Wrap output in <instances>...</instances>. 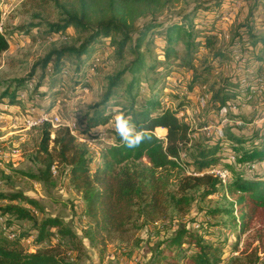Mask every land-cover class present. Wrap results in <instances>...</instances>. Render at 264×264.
<instances>
[{"label":"trees","instance_id":"trees-1","mask_svg":"<svg viewBox=\"0 0 264 264\" xmlns=\"http://www.w3.org/2000/svg\"><path fill=\"white\" fill-rule=\"evenodd\" d=\"M32 1L36 7H46L50 0ZM52 1L61 8L64 16L58 22L49 24L47 37L61 35L71 37L67 33L69 27L85 33V37L78 45L62 44L52 48L41 59L44 75L38 80L31 102L37 103L39 98L48 97V91L54 89L59 79L63 77V72H69L67 66L70 62L73 65L72 76H75L73 79L77 81L79 89H84L102 62V59H99L101 52L114 50L118 59H123L127 49L132 54V58L122 69L107 77L108 83L102 98L91 106L92 111L86 116L85 125L77 128L78 135L96 134L95 129L111 122L114 113L109 109L113 105H120L118 109L123 110V114L106 128L113 136L114 144L106 146L105 152L97 157L84 144L77 142L76 137L66 127H59L54 138L50 137V129L45 128L41 140L42 149L46 153L44 176H50L55 158L69 167V180L81 193L84 201L83 212L91 221L94 233L112 230L124 233L131 229L135 199L141 194L149 196L148 205L154 208L159 204L160 192L157 184L153 182L154 174L149 170L145 172L143 169L131 168L123 163L129 159L138 160L145 157L152 169L181 165L180 154L191 140L190 123L180 118L181 108L186 106L187 100L175 109L160 105L158 94L167 89L169 83L167 79H170L168 76L162 80L160 86L152 88L151 98L141 103L138 108H134L133 101L140 88V78L146 65L141 46L147 37L148 43L154 40L161 41L163 60L169 61L178 58V45L183 44L185 52L180 57V65L195 72L187 89L192 90L199 84L200 79L194 65L193 56L196 48L199 45L203 47L211 45L215 34L213 27L223 5H229L236 0L198 2L184 14L166 17H158L157 14L164 12L168 6L176 4L179 0ZM243 1L250 2L248 11L244 22L240 23L233 35L231 46L245 42L256 47V50L247 52V56H244L245 64L242 63V67L252 68V74L248 75V78L228 79L213 93L207 90L206 99L211 101L210 104L214 105L217 111L228 102L234 101L240 105L241 102L247 101L249 95L258 90L259 79L264 82L262 73L264 0ZM259 13L262 14V19L256 20ZM197 23L200 26H196ZM255 25H259L263 30L257 33ZM115 34H118V37ZM6 47L7 40L0 32V49ZM231 51L219 53L222 64L228 60L229 55V59L233 57L234 53ZM50 62H53L54 66L51 72H47L46 68ZM96 62L98 65L93 68ZM154 66L151 64L149 68L153 69ZM126 73H129L130 80L124 89L132 99L128 105L113 99L123 90ZM170 81L176 82L175 79ZM16 82L14 90L8 92L5 89L2 92V96L9 97L8 104L16 103L25 77ZM41 85L48 88L43 92L40 90ZM260 98L264 102V95ZM155 131L166 133L162 138L156 135ZM50 142L52 147L48 150ZM249 143L250 141L243 136L224 132L217 139L198 145L192 160L196 175L181 183V189L202 186V196L207 197L215 193L219 186L227 188L234 197L231 205L228 208H212L207 213L211 216L228 215L233 225H238L239 234L251 231L264 245V175L261 172L252 173L247 170L253 163H264V137L263 144L256 141ZM229 153L236 154L234 162L228 161ZM101 156L104 159L103 165H98L92 170L90 163ZM211 166L226 169L230 181L223 183L216 176L206 173ZM26 175L38 178L34 174ZM0 200L9 201L0 206L1 214L32 221L36 230L35 243L40 244L53 236L58 237L53 246L28 252L20 244L23 236L10 238L9 234L14 229L0 228V264H77L67 258L62 244L66 238L71 242L76 237L62 218L45 215L38 220L29 208L12 203L18 200L41 213L44 211V207L37 200L21 192H0ZM187 200L188 198L181 196L175 204L181 208L180 202L188 203ZM222 245L224 242L218 245L213 241L207 242L197 233L180 228L165 241L164 248L160 251L161 260L164 264H219L222 259ZM237 247L238 239L232 243V250L235 251ZM241 251L246 264L255 263L257 259L255 250L248 251L244 248Z\"/></svg>","mask_w":264,"mask_h":264},{"label":"rangeland","instance_id":"rangeland-1","mask_svg":"<svg viewBox=\"0 0 264 264\" xmlns=\"http://www.w3.org/2000/svg\"><path fill=\"white\" fill-rule=\"evenodd\" d=\"M204 1L210 0H179L157 15L158 17L181 15L188 12L196 3ZM249 3L242 0L240 7H234V2L223 5L213 27L215 34L211 45L209 47L199 45L193 56L200 79L199 84L192 90L187 89L195 72L180 65V57L185 52L183 44L178 45V58L165 61L160 49L161 41L154 40L148 43L147 37L143 42L141 51L145 54L146 65L140 78V88L133 101L134 108H138L141 103L151 98L152 88L160 86L162 80L168 76L170 79H167V83L169 82L167 89L158 94L160 105L175 109L187 100L186 106L181 108L180 118L190 123L191 140L184 146L182 153H185V156L182 157L181 165L152 169L145 157L125 161L124 165L138 170L143 169L145 172L149 170L154 174L153 182L157 184L160 192L159 204L151 207L148 205L150 197L141 194L133 205L129 231L121 233L112 230L95 234L91 221L83 212L84 201L81 193L69 180V167L55 158L50 176H44L46 153L42 149L43 130L50 129L55 136V131L62 126L53 127L45 123L29 127L25 120L29 115L36 116L45 112L50 114L55 122L56 116L61 122L75 118L78 127L82 128L86 116L92 111L91 106L102 98L106 90L107 77L122 69L132 58V54L127 49L123 59H118L114 50L101 52L99 59H102V62L84 89H79L77 81L73 79L75 76H72L73 65L70 62L67 66L69 72H63V77L57 80L54 89L48 91V97H42L41 91L48 87L41 85L42 98H39L37 103L31 102L38 80L44 75L41 59L52 48L62 44L78 45L85 37V33L69 27L67 33L71 37L64 35L47 37L49 24L58 22L64 16L61 8L52 0L46 7H36L32 0H0V32L7 40V47L0 49V192H21L37 200L44 207L42 213L25 202L15 200L12 203L29 208L38 220L45 215L62 218L76 235L73 241L69 242L66 238L62 242L67 258L77 264H164L160 251L164 248L165 241L177 229L186 228L197 233L204 241H213L217 245L224 242L219 264L245 263L241 251L244 248L256 251L257 259L253 264H264V245L251 231L239 234L238 225L234 226L228 215L211 216L207 213L212 208H228L231 205L234 197L227 188L219 186L215 193L207 197L202 196V186L181 189V183L196 175L192 160L198 145L215 140L224 132L243 136L250 141L249 144L253 141L263 144L264 102L260 97L243 101L236 109L230 110L228 117L231 123L221 127V131L218 128L220 111L215 110L210 100L203 98L207 90L215 92L228 79L248 78L247 73L252 74V68H249L248 72L238 70L240 64H236L233 57L229 59L230 55L223 64L219 56L222 51L234 49V46H231L233 35L240 23L244 22ZM224 12L227 13L225 16L227 18H224ZM257 16L256 20L262 19L261 13ZM196 26L200 24L197 23ZM255 26L257 33L263 30L259 25ZM115 35L118 37V34ZM235 49L244 57L247 52L256 50V47L241 42ZM262 57L264 76V54ZM151 64L155 65L153 69L149 68ZM53 66L54 63L50 62L46 68L47 72H51ZM24 77L25 82L19 90L16 103L8 104L9 97L2 96V92L5 89L8 92L14 90L16 80ZM174 79L176 82L172 83L170 80ZM129 80L130 75L126 73L123 90L118 97H113L121 104L128 105L132 102L131 95L128 96L124 89ZM201 98L205 101L204 106L203 103L201 105ZM120 107L113 105L109 109L114 113L111 122L94 130L96 133L99 129L105 128L104 140H92L89 145L77 142L84 144L97 157L105 152L106 146L115 142L106 128L123 114V110L118 109ZM235 119L242 122L236 124L233 122ZM155 132L162 138L166 133ZM83 136L88 138L95 134L87 133ZM51 147L50 142L48 150H51ZM103 163L104 159L101 156L90 163V168L94 170ZM253 172H261L264 175V163L256 166ZM26 174H34L38 178ZM181 196L188 198V203L181 201L179 208L175 203ZM7 203L8 200H0V206ZM9 227L14 229L9 237L11 234H14L13 237L23 236L20 244L28 252L51 247L58 241V237L53 236L40 244L35 243L36 230L32 221L0 213V228L8 230ZM236 239L238 247L233 251L232 243Z\"/></svg>","mask_w":264,"mask_h":264},{"label":"built area","instance_id":"built-area-1","mask_svg":"<svg viewBox=\"0 0 264 264\" xmlns=\"http://www.w3.org/2000/svg\"><path fill=\"white\" fill-rule=\"evenodd\" d=\"M234 7H240L241 5V1L240 0H236L234 1ZM227 15L226 12H224V18H227L225 17ZM238 44H235L234 46V49H233V52H234V55H233V59H234V62H237L236 64H242L244 61H245V58L239 53V51L237 49H235L237 47ZM236 53V54H235ZM98 65V62H96L94 65H93V68H95L96 66ZM238 70H243V71H249V67H242V65H238ZM93 70V69H92ZM90 74H88L89 76ZM260 81V84H259V88L258 90L252 94V95H249V99L253 98V97H261V95H264V82L262 81V79L260 78L259 79ZM244 90H246V87H244ZM207 97V94H205L203 96V98L206 99ZM201 98V105L203 103L202 106H204V99ZM242 103V102H241ZM236 106L237 103L232 101V102H228L226 104V106H224L221 110H220V124H219V131H221V127H223L224 125L228 124V123H231V119L228 117V113L230 110H233V109H236ZM50 114H47L45 112H41L39 113L38 115L36 116H31L29 115L27 118H26V122H27V125L29 127H34V126H39V125H43L45 123H47L48 125L50 126H53V127H56V126H62V127H66L69 132L76 137V140L79 141V142H85V143H91L92 140H104L105 139V128H101L99 129L95 136L93 137H88V138H85L83 135H78L77 134V128H78V122L77 120L74 118V119H71L69 121H66V122H61L59 117L56 116L55 117V120L56 122L53 120V118H51V116H49ZM264 118V117H263ZM234 123L236 124H239L241 123L242 121L240 119H235L233 120ZM221 133V132H220ZM54 137V133L52 132L51 133V138ZM225 151H227L225 149ZM185 156V153H182L180 154V157H184ZM236 159V154L235 153H229L228 155V161L229 162H234ZM259 164H263V162H256V163H253L252 165L248 166L247 167V170L248 172H252L256 166H258ZM206 173H209V174H212L214 176H216L217 178H219L223 183H225L228 179H229V173L226 169H223L219 166H211L209 167V169L207 171H205ZM14 234H11L10 237H13Z\"/></svg>","mask_w":264,"mask_h":264},{"label":"crops","instance_id":"crops-1","mask_svg":"<svg viewBox=\"0 0 264 264\" xmlns=\"http://www.w3.org/2000/svg\"><path fill=\"white\" fill-rule=\"evenodd\" d=\"M247 75H250L249 73H247ZM264 78V77H263Z\"/></svg>","mask_w":264,"mask_h":264}]
</instances>
